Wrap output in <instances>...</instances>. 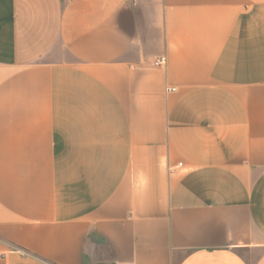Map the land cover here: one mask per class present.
Returning <instances> with one entry per match:
<instances>
[{"label": "crops", "instance_id": "1", "mask_svg": "<svg viewBox=\"0 0 264 264\" xmlns=\"http://www.w3.org/2000/svg\"><path fill=\"white\" fill-rule=\"evenodd\" d=\"M0 264H264V0H0Z\"/></svg>", "mask_w": 264, "mask_h": 264}, {"label": "built area", "instance_id": "2", "mask_svg": "<svg viewBox=\"0 0 264 264\" xmlns=\"http://www.w3.org/2000/svg\"><path fill=\"white\" fill-rule=\"evenodd\" d=\"M164 60H161L160 62H159V64H163L164 62H163Z\"/></svg>", "mask_w": 264, "mask_h": 264}]
</instances>
